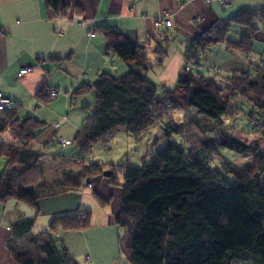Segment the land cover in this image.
<instances>
[{"label": "trees", "instance_id": "16d2710c", "mask_svg": "<svg viewBox=\"0 0 264 264\" xmlns=\"http://www.w3.org/2000/svg\"><path fill=\"white\" fill-rule=\"evenodd\" d=\"M45 3L50 12L68 17L69 0ZM258 21L264 23V10H242L210 28L186 49V65H198L199 53L205 54L219 45L251 56L259 34L255 26ZM233 25L246 31L239 42L227 39ZM103 31L107 54L124 61L128 72L121 77L103 73L92 85L75 91V95L94 93L96 102L71 147L85 158L94 146L107 143L112 135L125 132L138 137L167 117L172 125L161 138L180 136L189 150L185 152L169 143L164 150L151 154L150 162L139 169L85 166L82 180L112 171L107 180L116 186L118 174L122 177V206L115 221L126 231L119 242L122 253L131 264H264V154L255 152L249 142L234 134L210 138L221 131L225 117L233 120L239 115L234 103L240 98L250 106L248 117L264 139V66H256L249 73L235 72L227 78L225 87L210 77L188 72L187 67L173 90L159 93L149 79L150 73L161 68L167 58L159 41L155 39L153 61L142 46L129 44L119 30ZM36 97L47 102L49 96L42 89ZM175 113L184 114L181 125L174 122ZM46 126L33 117L18 118L17 106L14 112H0V163L5 162L0 175V205L14 201L36 211L35 218L13 225L8 250L18 264H78L65 246L59 253L53 236L90 229V211L57 216L46 232L32 233L41 214L38 202L46 196L41 193L68 187L64 183L52 186L44 182L46 152L31 147ZM221 149L241 156L254 154L250 166L225 164L224 173L234 176V183L227 182L221 174H213L208 159L200 157L204 151L220 156ZM62 159L65 157L51 161ZM95 196L101 206L109 205V201ZM27 240L26 247L20 246L21 241ZM31 247L40 253L38 257L44 254L46 260H35Z\"/></svg>", "mask_w": 264, "mask_h": 264}, {"label": "crops", "instance_id": "0c3cea01", "mask_svg": "<svg viewBox=\"0 0 264 264\" xmlns=\"http://www.w3.org/2000/svg\"><path fill=\"white\" fill-rule=\"evenodd\" d=\"M69 1L71 8L68 17H61L47 9L45 0H0V92L15 103L18 111L28 101L32 105L44 103L36 97L42 89L48 96L55 89L63 90L66 95L59 101L57 99L61 95L54 99L48 97L43 105L45 108L41 107L37 113L26 111L23 116L22 110L21 115L17 112L20 119L33 117L47 125L31 145L33 150H44V160L65 157L56 163L46 164L44 180L48 185H56L64 177L80 183L84 166L94 164L95 161L80 157L76 149L71 152L74 146L63 147L58 143L60 139L72 142L85 120L83 111L87 108V103H82L84 99L77 101L78 95L74 94L75 91L84 85H92L103 73L111 72V75L121 77L128 72L124 61L107 54L104 29L119 30L129 44L142 46L145 54L154 61L153 51L157 42L153 23L158 17L169 15L172 22L169 30L171 40L168 43L158 42L167 51V58L161 68L155 69L149 75L159 93H163L175 88L183 71L188 67L184 54L193 40L200 38L210 28L231 19L239 11L264 10V0H234L233 5L227 9H222L217 4L207 6L203 0ZM58 31H63L64 35L57 36ZM243 35V30H240L239 39ZM257 40L264 41V32L259 31ZM222 47H226L225 54H222L225 59L222 58L221 64H213L211 67L215 74H219L220 81L224 80L226 83L227 78L235 72H252L254 67L249 56L229 50L226 45ZM200 55L206 60V53H199ZM261 63L260 67L264 66V61ZM23 68H32V73L20 77ZM192 69L188 67V72L200 74L203 69L200 59L198 65ZM114 71H119L121 75ZM204 76L214 81L219 78H214V74L212 76L209 73ZM52 100L56 102L52 103ZM60 107H65V112H61ZM52 114L56 116L57 122L51 123L47 118ZM91 179H83L82 186L85 187L83 184ZM92 180L93 190L104 200L112 201L115 195L118 196L117 202L112 205V213L117 218L122 206V189L114 190L106 179ZM84 191L86 190H82L81 186H61L41 193L46 196L38 202L41 214L32 230L33 235L39 234L35 229L43 219L46 222L45 227L48 228L57 216H74L79 211H89L84 205ZM20 204L11 201L0 205V264H18L8 250L11 229L16 223L36 217V211L32 208L27 215L20 217ZM12 205L14 209H7ZM108 208L110 209L109 205L104 210ZM114 225L111 216L100 222L92 216L90 229L63 233L68 235L65 236L66 240L73 238L72 245L69 243L68 246L78 264L114 263L113 251L117 248L115 238L105 239L102 236L104 232H101H111ZM69 233H76L77 236ZM63 242L65 243L64 240ZM44 260L46 259L43 258Z\"/></svg>", "mask_w": 264, "mask_h": 264}, {"label": "rangeland", "instance_id": "374dc122", "mask_svg": "<svg viewBox=\"0 0 264 264\" xmlns=\"http://www.w3.org/2000/svg\"><path fill=\"white\" fill-rule=\"evenodd\" d=\"M255 26L259 29L260 32H264V23L263 22L258 21L255 23ZM240 30H243L244 34H246V31L244 28H242L240 26L233 25L230 29V32L228 34L227 39L231 42H239L240 41V39H239V37H240L239 31ZM222 46L223 45H220V46L215 47L213 49L207 50L206 58H205L207 60L206 64H205L206 60H204L203 56L200 55V63H201V66L203 68L200 71V74L205 75L206 73H209L212 76L214 74V78L219 77V74H215V71L212 70L211 67L213 66V64H221V59L222 58L225 59V57H223L222 54H225L224 49L226 47H222ZM249 58H250L249 61L252 62L253 67H256V66L260 67V65H262L261 61H264V41H261V40L255 41L254 52L251 56H249ZM252 66H251V68H252ZM189 67H190V69H192L194 66H189ZM206 69H208V70H206ZM192 70H194V69H192ZM107 73L111 74V72H107ZM114 73L119 75V76L121 75V74H119V71H117V72L114 71ZM233 74L234 73H232L230 76H232ZM217 79H218V81H216V82L219 85H221L222 87H225V84H226L225 81L224 80H223V82L220 81L221 80L220 77ZM220 82H222V83L220 84ZM55 90H57V89H55ZM60 90H58V91H60ZM61 91H60L61 97L59 99H57V101L63 100L66 96L64 94L65 92L63 90H61ZM80 97H82V98H80ZM76 98H77V101H78V99H84V101L82 100V103H85V102L87 103V104H85L87 106V108L83 111V113L85 115V120H86V118L90 117L93 113V110L95 107V102H96L95 101V95H94V93H89V94H85V95H78V96H76ZM54 102H56V101L52 100V103H54ZM44 103L42 102V104L32 105L31 102L28 101V102H26V104H22L23 106H22V108L19 109L20 111H18V108H17V112L19 115H21L20 113L22 110V112L24 113L23 116L26 114V111H31V112L37 113L41 110V107H43ZM234 105L236 107H238V109L240 110L239 115L233 120L225 117L223 119L224 125H223L221 131L218 132L216 135L211 136L210 137L211 140H215V138H217L220 135L234 134L235 137H238V138L242 139L243 141L249 142L253 146V149L256 150L255 152H258L260 154H264L263 135H262V133H257L258 129H257L256 124L251 123V121L248 117L249 113L251 112L250 106L248 105V103L245 100L240 99V98H239V100H237L234 103ZM43 108H45V107H43ZM64 108L65 107H63V108L60 107L59 110L61 112H65ZM49 114H51V113H49ZM172 117H173L174 122L176 124L181 125L182 121L184 119V114L183 113H175L172 115ZM47 118L49 119V121L51 123L57 122L56 116L54 114H52L51 116H48ZM171 125L172 124L170 123L169 119L167 117H164V118H162L161 121L157 122L154 126H152L150 129H148L146 132H144L141 136L136 137V136L130 135V134L125 133V132L117 133L115 135H112L107 143L98 144V146L95 147L93 149V151L91 152V154L88 157H85V159H87V160L94 159L95 160L94 164H99L100 166L107 168V169L108 168L110 169V167H122V168L130 167V168L139 169L142 167L143 163H149L150 162L149 156L151 154H153L157 151L164 150L165 147L169 143L174 145L175 147H177L179 149L184 150L185 152H188L189 150L186 147V145L184 144V139L182 137L173 135L171 138L170 137L161 138V135L165 134V131ZM74 150H75V148L71 149V152ZM95 150H97L96 154H94ZM219 153H220V156H216L214 154L210 155L209 153L204 151V152L200 153V157L208 159L209 168L213 174H221V176L229 183L236 182V179L234 178V176L227 175L224 173L223 167L225 166V164L227 162L232 163L237 168H244L246 166H250L254 162V154L253 153H250L247 156H241V155H238V154H236L230 150H227V149H221L219 151ZM53 159L50 158L49 160H44L45 165L43 167V179H44V168H45L46 164L47 163H49V164L56 163V162L51 161ZM4 167H5V162L2 161L0 163V175L2 174ZM117 169L118 168H116V171H117ZM84 171H85V166L83 168L82 175H83ZM108 172H112V171H108ZM118 176H119L118 185L112 186L113 188H115L114 190L122 189L123 180H122V177L120 174H118ZM99 177L101 179H106V180L108 179L104 176V174H103V176L86 177L85 179L92 178L94 180H97V179H100ZM92 179L86 181V182H88L87 184H83V185H85V187L82 186L83 180L80 181L82 190H86V191H84V195H83L84 205L92 213V216L96 218V221L100 222V221L104 220L105 218L108 220L109 217L111 216V218L114 219V222H115L116 216H114L112 213V210H113L112 205L117 202L118 196L115 195L112 198V201L109 200L110 209L108 208L105 211L104 208L108 207V205H106L105 207L101 206L98 203L97 198L95 196V195H98V193H96V191H94L93 189L90 190L87 188V186L89 184H91L92 187H94L92 184L94 181ZM262 179L264 180V175L262 176ZM44 182H45V180H44ZM62 183L66 184L67 186H72L74 183H77V182L76 181H73V182L69 181L67 178L64 177V178L59 179V182L56 184V186H59ZM19 206L20 207H19L18 213L21 214L20 217H24L25 215H27V212L31 210L30 207L28 208V206L25 204H20ZM7 209H11V210L14 209L13 205L10 207H7ZM45 224H46L45 219H43L37 225L35 232H39V233L41 232L42 233L44 231H47L48 228L45 227ZM110 230H111V232H109L108 230L101 231V232H104L102 234V236L105 239L115 238V245H117V248L115 249V251H113V256H112V259L114 262L113 264H131L128 261L127 257L122 253V251L120 249V245H119L120 240L125 237L126 231L122 228H119L116 225L112 226ZM69 234L77 236L76 233H74V234L69 233ZM65 236H68V235H65L63 233H58V235L53 236V238L57 241V243H56L57 249H58L59 253H62V247L65 246L67 248L70 256L74 260H76L73 256L74 254L69 251V246H68L69 243H70V245H72L73 238L70 237V239L67 238V240H66ZM63 240L65 241V243L63 242ZM28 242H29L28 240L24 241V242L21 241L20 246L22 245V247H26L29 244ZM31 249H32V253L34 254L33 256L35 257L34 258L35 260H39V259L43 260V258L46 259V256L44 254H41L40 257H38L40 253L35 252L36 250H33V247H31Z\"/></svg>", "mask_w": 264, "mask_h": 264}, {"label": "built area", "instance_id": "2783aa9c", "mask_svg": "<svg viewBox=\"0 0 264 264\" xmlns=\"http://www.w3.org/2000/svg\"><path fill=\"white\" fill-rule=\"evenodd\" d=\"M203 1L207 6H212L213 4H217L222 9H227L230 6H232L234 3V0H215V2L211 0H203ZM171 28H172V22L168 14L158 17L153 23V29L156 40L161 43H168L171 40V36L169 34V30ZM56 34L57 36H62L64 35V32L58 31ZM30 73H32V68H23L20 71L19 75L20 77H24ZM60 95H61L60 91L52 90L49 94V97L54 99V98H58ZM15 110H16V105L14 104V102L9 97H7L6 95L0 92V112H4V111L14 112ZM58 143L63 147H71L72 145V142L66 141L64 139H60ZM87 188L90 190L93 189L91 184H89ZM81 219H85V216H81Z\"/></svg>", "mask_w": 264, "mask_h": 264}, {"label": "water", "instance_id": "95a60500", "mask_svg": "<svg viewBox=\"0 0 264 264\" xmlns=\"http://www.w3.org/2000/svg\"><path fill=\"white\" fill-rule=\"evenodd\" d=\"M111 174H112V172H106V173H104V176H105L106 178H108V177L111 176Z\"/></svg>", "mask_w": 264, "mask_h": 264}]
</instances>
